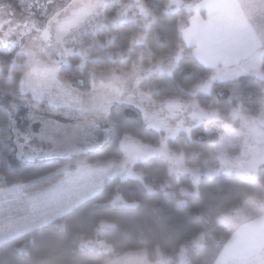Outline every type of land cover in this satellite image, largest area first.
Returning <instances> with one entry per match:
<instances>
[{
    "label": "trees",
    "instance_id": "trees-1",
    "mask_svg": "<svg viewBox=\"0 0 264 264\" xmlns=\"http://www.w3.org/2000/svg\"><path fill=\"white\" fill-rule=\"evenodd\" d=\"M169 0H139L148 14L147 20L136 19L126 23L114 22L131 0H117L103 9V25L85 33L81 39L83 60L70 55L69 66L59 67L58 75L90 79V72L118 69L128 71L133 62L148 67L166 57H180L169 74H155L138 84V90L153 101L177 100L195 102L204 111L215 112L217 119L200 124L188 133H178L166 140L171 152L181 155L185 167L202 170L212 147L222 152L221 138L226 130L238 129V121L230 115L235 108L249 117L262 113L264 83L252 75H243L231 81L213 83L208 94L196 92L212 76V71L198 63L191 48L183 46L180 30L188 25L189 15L184 10L168 12ZM192 1V0H182ZM195 2L197 0H194ZM141 35L143 41L132 45ZM10 55L0 54V95L18 96L19 82L26 68ZM264 71V55L260 60ZM123 104L110 108L109 117L128 114L131 119L118 126L115 135L101 148L70 160H46L11 169L7 161L8 149L0 142V189L22 185L24 192L45 189L60 180L52 176L65 165L76 161H119L122 152L119 141L127 135L141 145L156 148L163 138L145 123L137 113ZM92 116V114L84 117ZM8 115L0 106V141L7 135ZM169 164L161 157L136 161L132 169L139 179H106L101 191L66 214L42 227L34 229L0 245V264H104L125 253L143 251L147 262H155V252L177 264L176 255L183 248L185 264H213L230 238L218 219L237 210L247 200H262L264 193L252 188L241 177L219 175L200 176L196 186L187 175L170 173ZM256 182L264 188V161L256 172ZM185 191L187 195L180 192ZM120 199V200H118ZM126 204L127 206H125ZM100 223L112 227L101 237L111 248L110 253L89 251L82 242L95 241ZM201 237L199 245L194 242Z\"/></svg>",
    "mask_w": 264,
    "mask_h": 264
},
{
    "label": "rangeland",
    "instance_id": "rangeland-1",
    "mask_svg": "<svg viewBox=\"0 0 264 264\" xmlns=\"http://www.w3.org/2000/svg\"><path fill=\"white\" fill-rule=\"evenodd\" d=\"M131 1L132 4L124 6L114 22L126 23L135 18L147 20L148 14L139 0ZM110 2L117 0H0V54L10 55L16 62L23 56L21 64L26 68L19 82L18 96L0 95V106L9 119L6 138L0 141L8 149L7 161L11 169H16L46 160H70L98 150L115 135L118 126L131 119L128 114L109 117L110 108L117 104L128 106L125 111L133 109L141 123L162 133L163 138L158 147L153 148L122 135L119 141L122 158L119 161L89 164L81 160L71 166L65 165L52 175L60 176L58 182L36 192L26 193L24 186L13 185L17 187L11 191L22 189L26 195L24 200L35 209L44 211L45 207H57L32 226L12 220V225L18 227L13 232L0 225L2 244L32 231L30 229L51 223L89 200L101 191L106 179H139L140 174L132 169V164L154 157L166 160L174 176H189L193 186L197 185L200 176L211 179L233 175L244 178L252 188L264 193V188L256 182V172L264 161V99L262 113L257 118L245 116L238 107L235 108L230 115L238 121V129L224 131L222 152L210 147L202 170L189 169L184 166L181 155L168 150L166 140L181 132L188 133L197 125L215 121L216 113L200 109L195 102L153 101L138 90V84L148 77L169 74L180 57L179 53L159 59L148 67L133 62L128 71H93L88 81L72 74L65 78L58 75L59 67L69 66L67 58L70 55L77 54L84 59L81 39L85 33L103 25V9ZM190 2L195 1L169 0L166 10L182 9L190 15ZM62 5L65 7L61 10ZM142 41L143 37L139 35L131 43L139 45ZM60 44L63 47L59 48V54L53 52V48ZM247 74L264 83L260 61L256 69L252 67L244 75ZM240 75L243 76L240 68L226 75L214 72L196 92L206 95L213 83L231 81ZM93 112L103 113L104 118L97 122L98 126L90 128L88 135L67 140L66 137L81 121L92 119V116H84ZM180 193L187 195L183 190ZM8 199L7 204L13 201L17 206L19 203L15 197L9 196ZM218 223L230 238L213 264H264V198L245 201L237 210L222 215ZM111 227V224L100 223L98 238L82 242L80 246L89 251L110 253L111 248L100 237ZM200 241L201 237L194 244L199 245ZM176 260L177 264L186 263L183 248L178 250ZM168 262L167 257L156 251L155 262L149 263L145 253L140 251L125 253L104 264Z\"/></svg>",
    "mask_w": 264,
    "mask_h": 264
},
{
    "label": "crops",
    "instance_id": "crops-1",
    "mask_svg": "<svg viewBox=\"0 0 264 264\" xmlns=\"http://www.w3.org/2000/svg\"><path fill=\"white\" fill-rule=\"evenodd\" d=\"M254 3L256 0H197L189 5L188 25L181 28L180 38L184 47L191 48L192 57L210 69L212 75H226L238 68L244 75L250 68L258 67L264 54V36L260 35L264 23L259 18L250 20ZM14 187L17 186L0 189V225L8 232L18 228L12 220L32 226L57 207L35 209L24 200L22 189L11 191ZM9 196L17 198V206L13 201L7 204ZM1 239L0 231V245Z\"/></svg>",
    "mask_w": 264,
    "mask_h": 264
},
{
    "label": "clouds",
    "instance_id": "clouds-1",
    "mask_svg": "<svg viewBox=\"0 0 264 264\" xmlns=\"http://www.w3.org/2000/svg\"><path fill=\"white\" fill-rule=\"evenodd\" d=\"M65 6H61V10ZM53 15H56V13H53ZM99 15V13H98ZM250 20L252 19H257L264 23V0H256V3H254L251 8H250V15H249ZM52 17H49V20H51ZM57 19H59V16H57ZM54 27V25H53ZM260 35L264 36V27L260 29ZM63 45L60 44L57 47L53 48V52H56L59 54V48H62ZM104 118L103 113L100 112H93L92 113V119L91 120H86V121H81L76 128L69 133V135L66 137L67 140H73L76 139L80 136H85L89 134V129L98 126L97 122L101 121Z\"/></svg>",
    "mask_w": 264,
    "mask_h": 264
}]
</instances>
